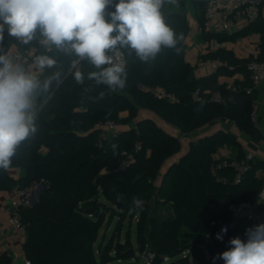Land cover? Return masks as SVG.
<instances>
[{
	"label": "trees",
	"instance_id": "trees-1",
	"mask_svg": "<svg viewBox=\"0 0 264 264\" xmlns=\"http://www.w3.org/2000/svg\"><path fill=\"white\" fill-rule=\"evenodd\" d=\"M204 4L193 3L200 7L195 15L198 24L205 19ZM164 17L176 33L183 34L184 39L177 45L179 53L163 48L155 60L144 63L134 53L125 52L122 59L127 84L116 91L88 80L87 73L95 69L87 63L81 65L83 84L66 72L63 82L37 113V133L18 147L12 159L10 167L19 168L20 176L13 178L8 169L0 170V191L25 187L40 179L46 181L30 205L17 208L25 229L22 249L31 264H110L139 258L145 245L155 253V261L166 257L172 259L170 264H213V257L228 250L230 239L241 234L246 241L245 231L251 227V220L231 219L228 205L260 191L264 179L254 172L258 167L264 169V163L255 160L239 178L227 164L211 173L218 148L234 146V158L245 156L240 143L219 129L190 142L179 160L162 169L166 160L180 151V139L138 113L139 109L150 110L183 134L214 119H228L242 132L260 140V129L250 118L253 100L249 89L253 83L246 67L250 57L237 56L223 46L206 50L200 58L215 61V69L196 76L186 58L189 24L183 2L178 10ZM251 33L258 35L259 52L254 58L262 60V14L238 30H205L200 35L210 43L234 42ZM15 42L16 38L5 32L0 49L7 51ZM32 45L37 46L39 54L44 53L35 41ZM49 54L67 68V57ZM47 74L49 70L40 78ZM219 76L234 79L228 84L219 81ZM156 87L167 95L155 94L152 89ZM216 92L225 100L214 99ZM98 119H111L119 125L103 137L101 146L96 144L99 130L94 127ZM123 152L133 154V159L120 167L125 159ZM133 198L143 204L134 207ZM117 201L122 202L119 207ZM151 202L169 203L171 214L162 217L151 213ZM106 212L108 220H116V230L127 217L137 213L136 239L139 246L143 238L141 247L133 249L128 231L122 240L112 233L98 240ZM226 222L229 225L223 239H214L213 234ZM10 263V255L1 253L0 264ZM215 264L224 262L216 260Z\"/></svg>",
	"mask_w": 264,
	"mask_h": 264
},
{
	"label": "clouds",
	"instance_id": "clouds-1",
	"mask_svg": "<svg viewBox=\"0 0 264 264\" xmlns=\"http://www.w3.org/2000/svg\"><path fill=\"white\" fill-rule=\"evenodd\" d=\"M165 4L166 0H0V43L7 32L19 45L35 41L44 49L32 60L35 71L0 49V170H7L18 147L35 136L37 113L66 72L83 84L81 65L87 63L95 69L87 73L88 80L116 91L127 84L126 64L120 58L125 52L144 63L155 60L163 48L179 53L177 45L184 37L165 22ZM52 52L68 58L66 69ZM46 70L49 74L41 79ZM142 204L133 198L134 207ZM245 236L246 241L230 239L228 250L213 257V264H264V223L247 228Z\"/></svg>",
	"mask_w": 264,
	"mask_h": 264
},
{
	"label": "built area",
	"instance_id": "built-area-1",
	"mask_svg": "<svg viewBox=\"0 0 264 264\" xmlns=\"http://www.w3.org/2000/svg\"><path fill=\"white\" fill-rule=\"evenodd\" d=\"M259 14L264 15V0H205L204 4V15L205 19L202 24H197L196 31L198 33L202 31H224L231 32L234 29H240L246 26L249 22L253 21ZM220 42L213 40L209 46L210 50L220 47ZM10 55L18 59L23 67L28 70L35 71L32 66V60L36 55H39L38 48L35 45L22 47L17 42L13 43L7 50ZM259 52V47L257 41L254 40L253 46L248 52V57L250 59L247 61L246 67L249 74V79L251 82L256 84L257 82L264 79V59L257 60L254 57L257 56ZM122 59V57H120ZM253 87V86H252ZM249 89L251 93V89ZM152 91L155 94L167 95L165 91L161 88H153ZM213 98L218 101H224L225 99L218 93H214ZM251 120L255 121V109L254 103L253 108L250 112ZM94 127L99 130V135L96 140L97 146H101L103 137L109 133L114 132L119 127L118 123L111 119L101 120L98 119L94 123ZM260 142L264 144V137L260 139ZM125 159L122 161L120 167H124L129 160L133 159V154L126 153ZM255 158L251 153H245L242 158L234 157H219L215 158V161L210 165V172L215 173V169L222 165H229L234 169V177L239 178L243 173L247 172L253 167ZM257 176H261L264 179V170L256 173ZM46 181L43 179L36 180L32 184L25 187H14L9 196V211L8 220L14 225V227L21 233H25L23 224L21 223L19 213L17 208L19 206H28L32 203L36 196L37 191L45 184ZM258 198H264V182H262V187L260 191L251 196L249 199L230 203L228 208L230 209L231 219L246 217L251 220V227L255 226V215L253 212L254 203ZM229 223H222L218 230L213 234V238L217 240H222L226 232L222 229L228 227ZM222 236V239L217 237ZM241 238V234H238ZM139 258L142 264H154L155 263V253L150 249L149 246L145 245L142 251L139 253ZM165 257H163L164 259ZM24 264H31L30 260L25 258Z\"/></svg>",
	"mask_w": 264,
	"mask_h": 264
},
{
	"label": "crops",
	"instance_id": "crops-1",
	"mask_svg": "<svg viewBox=\"0 0 264 264\" xmlns=\"http://www.w3.org/2000/svg\"><path fill=\"white\" fill-rule=\"evenodd\" d=\"M196 1L205 3V0H166V4L162 9V12L165 15L169 11L178 10L180 8V3L183 2L189 24V33L185 40L186 58L193 65L194 74L196 76H202L214 71L216 62L213 60H203L200 58L201 54H203L206 50H210L209 46L213 41L207 43L201 37L200 33L196 31V26L198 23L195 15L200 8L198 5H193V3ZM235 30L236 29H234L233 31ZM254 40H258V35L256 33H251L248 36L239 38L234 42H220V46L232 49L237 56L247 57L248 52L253 46ZM233 79V77L227 76L218 77L219 81H225L228 84L231 83ZM250 94L255 109L254 122L259 127L262 137H264V79L253 85ZM143 111L146 112H141L139 115L140 117H147L152 119L156 124L163 127L164 130L168 132L176 133L178 131L177 128L165 122L150 110L143 109ZM148 112H151V114H149ZM219 129L231 134L240 143L241 149L244 153H251L257 161L264 163V144H262L260 140H255L248 134L239 130L235 126V124L228 119H214L213 121L189 133H186L188 135V141L185 145V149L190 142L195 141L199 137L212 133ZM236 154V147L224 145L218 148V150L214 154V157H235ZM261 170L264 169H261L260 167L255 169V175L257 172H261ZM8 173L13 178H17L20 176L21 170L17 167H9ZM10 192L11 191L5 190L0 191V254L4 252L8 253L11 257L10 264H24L26 256L22 249V243L25 238V233H21L20 231H18L8 220ZM163 206H169V212L161 216L168 217L171 214V206L169 203L164 204ZM253 212L255 215L254 219L256 225L264 223V198H258L255 201ZM103 235H101V237Z\"/></svg>",
	"mask_w": 264,
	"mask_h": 264
},
{
	"label": "rangeland",
	"instance_id": "rangeland-1",
	"mask_svg": "<svg viewBox=\"0 0 264 264\" xmlns=\"http://www.w3.org/2000/svg\"><path fill=\"white\" fill-rule=\"evenodd\" d=\"M143 113V112H146V111H143V109H139V115L140 113ZM149 114H151V112H148ZM176 135H178L179 139H180V142H181V151H183L185 149V145L188 141V135L187 134H183V133H180L179 131H177L175 133ZM180 154V151L172 156H170L165 164L162 166V169L167 165V163L173 159H177L178 155ZM150 212L155 214V215H158V216H161V215H164V214H167L169 212V206H163V205H159V204H154L153 202L150 203ZM108 215L109 213L106 212L105 213V218H106V222L103 224V226L101 227L100 231H99V235H98V240L101 238V235H103L105 238L109 237V235L112 233L113 237L117 236L118 234V237L120 240L123 239L124 235H125V232H129L130 233V240H131V244H132V247L134 250H137V246H138V241L136 239V229H135V222H136V219H137V213L132 215V216H129L127 217L121 227H120V230H116L115 228V219L113 220H108ZM107 220H108V223H107ZM97 240V241H98ZM172 259H168L165 258L163 259V261L161 262V264H170ZM110 264H142L140 258H131V259H120V260H115V261H112L110 262Z\"/></svg>",
	"mask_w": 264,
	"mask_h": 264
},
{
	"label": "water",
	"instance_id": "water-1",
	"mask_svg": "<svg viewBox=\"0 0 264 264\" xmlns=\"http://www.w3.org/2000/svg\"><path fill=\"white\" fill-rule=\"evenodd\" d=\"M155 115H156V114H155ZM145 118H147V117H145ZM159 127H160L161 129H164V128L161 127V126H159ZM96 129H97V128H96ZM170 133H172L173 135H176V134L173 133V132H170ZM176 136H177V135H176ZM183 155H184V152L181 151V149H180V154L178 155L177 159H173V160L169 161V162L167 163V166H166V167H169L172 163H174L175 161L179 160ZM163 169H164V168H163ZM121 204H122V202L117 201V202H116V207H119ZM142 241H143V238H141L138 248L141 247V245H142ZM162 261H163V257H159V258L155 261L154 264H160Z\"/></svg>",
	"mask_w": 264,
	"mask_h": 264
}]
</instances>
